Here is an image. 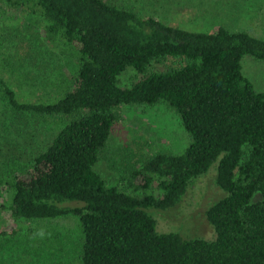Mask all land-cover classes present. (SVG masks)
<instances>
[{
    "label": "trees",
    "instance_id": "1",
    "mask_svg": "<svg viewBox=\"0 0 264 264\" xmlns=\"http://www.w3.org/2000/svg\"><path fill=\"white\" fill-rule=\"evenodd\" d=\"M4 1L35 16L45 33L44 41L16 36L30 50L26 58L17 50L7 55L13 70L22 71L25 59L51 43L70 46L78 59L72 86L51 103L22 102L0 78L4 103L15 114L65 121L30 167L5 183L9 215L77 217L81 264H264V92L242 69L245 56L264 62V38L222 26L213 33L175 27L109 0ZM168 59L176 65L152 71ZM129 68L138 78L121 86ZM160 103L180 116L189 146L179 155L128 162L125 187L109 186L95 165L120 107ZM218 160L216 184L225 196L206 212L215 239L158 232L149 212L179 207ZM257 194L261 200L254 201Z\"/></svg>",
    "mask_w": 264,
    "mask_h": 264
},
{
    "label": "rangeland",
    "instance_id": "2",
    "mask_svg": "<svg viewBox=\"0 0 264 264\" xmlns=\"http://www.w3.org/2000/svg\"><path fill=\"white\" fill-rule=\"evenodd\" d=\"M109 1L175 27L213 33L222 26L264 38V0ZM1 33L5 40L4 48L0 49V78L10 83L20 101L55 102L72 86L78 59L70 46L51 43L44 54L25 59L22 71L13 70L8 61L7 55L15 50L23 58L28 56L30 44L27 40H37L33 35L38 34L44 41L45 33L35 16L11 9L0 0ZM18 35L28 38H18ZM173 65H176L175 61L168 59L164 64L153 65L152 71H162ZM242 69L254 87L264 92V62L245 56ZM137 78V72L129 68L121 75L120 85L130 87ZM64 124L62 118L15 114L6 107L0 87V264H81L82 235L77 217L15 220L7 209V180L12 174L29 168L31 157L44 150ZM190 141L180 116L168 105H123L95 171L109 186L123 189L125 184L121 177L128 162L134 163L160 152L182 154ZM219 161L197 179L198 183L189 189L179 207L149 212L157 221L158 232L176 233L187 239H215L206 212L225 196L216 184ZM259 200L261 196L257 194L254 201Z\"/></svg>",
    "mask_w": 264,
    "mask_h": 264
}]
</instances>
